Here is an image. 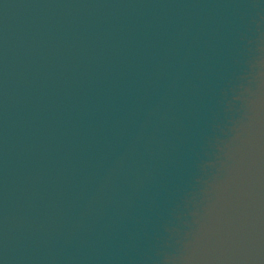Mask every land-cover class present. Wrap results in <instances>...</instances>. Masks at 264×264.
<instances>
[{
  "label": "water",
  "instance_id": "1",
  "mask_svg": "<svg viewBox=\"0 0 264 264\" xmlns=\"http://www.w3.org/2000/svg\"><path fill=\"white\" fill-rule=\"evenodd\" d=\"M36 264H264V0H201Z\"/></svg>",
  "mask_w": 264,
  "mask_h": 264
}]
</instances>
